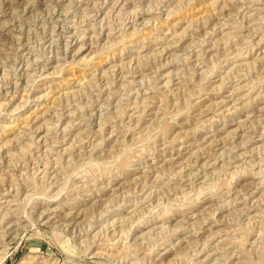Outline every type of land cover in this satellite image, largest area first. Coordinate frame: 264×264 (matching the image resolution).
Instances as JSON below:
<instances>
[{"label":"rangeland","instance_id":"obj_1","mask_svg":"<svg viewBox=\"0 0 264 264\" xmlns=\"http://www.w3.org/2000/svg\"><path fill=\"white\" fill-rule=\"evenodd\" d=\"M0 264H264V0H0Z\"/></svg>","mask_w":264,"mask_h":264},{"label":"bare ground","instance_id":"obj_2","mask_svg":"<svg viewBox=\"0 0 264 264\" xmlns=\"http://www.w3.org/2000/svg\"><path fill=\"white\" fill-rule=\"evenodd\" d=\"M46 188H47V187H46ZM36 198H37V197H36ZM39 198H40V197H39ZM24 212H25V211H24ZM2 220H3V219H2ZM2 220H1V221H2ZM92 226H93V225H92ZM201 250H202V249H201ZM197 252H198V251H197ZM228 255H229V254H228ZM230 255H231V254H230Z\"/></svg>","mask_w":264,"mask_h":264}]
</instances>
